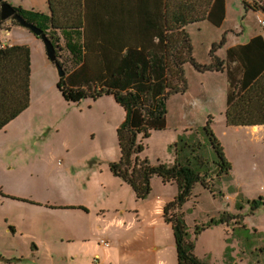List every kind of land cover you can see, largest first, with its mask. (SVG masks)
Returning <instances> with one entry per match:
<instances>
[{
    "label": "rangeland",
    "instance_id": "obj_1",
    "mask_svg": "<svg viewBox=\"0 0 264 264\" xmlns=\"http://www.w3.org/2000/svg\"><path fill=\"white\" fill-rule=\"evenodd\" d=\"M4 1L22 13L46 6V0ZM236 2L229 0L228 25L239 21ZM259 6L264 8V1ZM40 13L49 20L46 12ZM47 26L45 33L54 37L58 61L65 72L72 70L77 59L65 44L77 36H64ZM250 26L247 34L256 28L252 22ZM8 29L7 42L30 48L38 82L29 108L0 133L4 194H0V264H81L94 253L107 252L99 244L103 240L114 246L107 257L149 251L174 255L171 224L165 223L163 210L174 200L177 183L154 176L151 191L139 200L131 186L111 172L110 165L120 158L117 129L124 121V109L112 95L66 101L56 86L58 71L42 38L0 18L1 41ZM193 30L192 55L207 65L212 49L217 51L226 41V30L189 29ZM186 66L188 88L168 97L166 129L143 140L146 148L141 156L151 163L173 164L178 150L186 147L183 144H193L178 160L193 158L200 180L182 206L167 209L166 218L183 216L188 242H196L195 255L209 264H264V127L254 135L247 126H226L223 81L204 77V71L191 63ZM206 125L231 164L227 175L217 168ZM44 202L87 210L35 205ZM212 219L218 223L211 224ZM203 224L210 226L197 240L194 229Z\"/></svg>",
    "mask_w": 264,
    "mask_h": 264
},
{
    "label": "trees",
    "instance_id": "obj_2",
    "mask_svg": "<svg viewBox=\"0 0 264 264\" xmlns=\"http://www.w3.org/2000/svg\"><path fill=\"white\" fill-rule=\"evenodd\" d=\"M47 5L49 20L40 12L17 11L44 32L49 23L53 31L77 36L75 42L70 38L65 44L77 61L75 68L56 82L61 95L68 102L96 100L103 95L114 97L124 109L125 118L117 129L120 158L110 165L111 172L129 184L139 200L151 191L154 176L163 182L175 181L178 192L163 211L165 221L172 227L177 264H209L194 254L195 243L188 242L183 216L166 218L167 209L182 206L200 180L193 158L178 160L183 149L193 144L184 143L186 147L178 150L173 164L151 163L141 154L146 148L143 140L154 131L166 129L168 97L188 88L183 65L190 62L201 71L222 68L214 48L210 64L196 61L186 27L204 20L220 26L225 17V0H47ZM48 37L56 46L54 37ZM226 68V126L264 125V38L258 35L243 45L230 47ZM30 78V48L1 47L0 130L29 107ZM205 132L218 158L217 168L227 175L231 164L218 138L209 125ZM0 194L4 196L1 191ZM63 208L87 210L73 205ZM217 223L212 219L211 224ZM209 226H196L195 237Z\"/></svg>",
    "mask_w": 264,
    "mask_h": 264
},
{
    "label": "crops",
    "instance_id": "obj_3",
    "mask_svg": "<svg viewBox=\"0 0 264 264\" xmlns=\"http://www.w3.org/2000/svg\"><path fill=\"white\" fill-rule=\"evenodd\" d=\"M236 1L237 2L235 4L236 5L235 12L239 16V21L235 22L234 24L228 25V19H229L228 15H229L230 6H229V0H225V17H224L222 23L220 24V26H215L210 21L204 20V21H200L197 23L190 24L186 27V30L189 32L190 38H191L192 54H193L192 38L194 36L195 31L194 30L189 31V29L191 27H194L198 31H202L206 27H212L214 29H217L218 31L226 30V33H227L226 41L223 42L222 44H220L219 49L217 51H215L216 57L220 61L223 62L222 68L220 70H206L203 72L205 74L204 77H208L211 79H221L224 83V96H223V98H224V119H225V109H226V93H227V87H228V73H227V68H226L227 50L230 47L235 46V45H243V44L247 43L249 39H251L252 37L258 36V35H261L264 38V26H262L259 22H258L259 23V25H258L257 22L255 21V19L258 21L259 18L264 19V9H263V7L259 6V5H261V2H263L264 0H245L247 3H249L248 1L252 2L249 4L256 6L255 9L253 7L246 6L244 0H236ZM33 8L36 9V7H33ZM36 10H37V12L43 11V12H46L47 14H49L47 0H46V6L44 8H37ZM250 16L253 17V20H249ZM250 22H252V25H256V28H254L250 34H247V31L250 28H252V26H250ZM0 32L2 33L1 30H0ZM5 32L6 33L3 34L5 37V41H1V39H0V48L4 47L6 45H15V43H13V42H10V41L7 42L6 41V39L9 38V34H10L9 29L6 30ZM70 56L72 57V55H70ZM189 63L190 62H186L183 65L184 66V73H186V71H187L186 64H189ZM208 63L209 64L211 63V55H209V62ZM37 82H38V78H36V76L34 74L33 64L31 62V78H30V97H31V99H32V92L34 90H36ZM17 118H15V119H17ZM14 120H12L8 125H10ZM8 125H6L2 130H0V133L3 132L8 127ZM261 126L264 127V125H259V127H261ZM35 205H39V206H42L45 208H50V209H80V208H63L64 206L60 208V205L54 207L50 204H47L46 202L37 203ZM62 205L68 206L66 204H62ZM165 223H167V222L165 221ZM10 230L11 231L13 230L12 232H15L13 227H11ZM171 230H172V227H171ZM172 234H173V231H172ZM200 236H201V233L197 236V240ZM173 238H174V235H173ZM67 241H71V240H67ZM105 242H107V241H105ZM107 243H108L107 245H104L103 243L99 242V244H102L106 247V248L105 247L103 248V250L107 251L105 254L102 253L103 257H101L102 256L101 253H94V255H93V257H91V259L82 260L81 264H86L85 261L87 262V264H177V252H175L176 256H175V254L171 255V256H167L165 254L164 255L158 254L157 251H154V253L149 251L147 254H144V255H135V256L123 255L120 257H118V255L117 256L109 255V257H107V253L109 254V252L114 251L113 250L114 246H112L111 243H109V242H107ZM174 244H175V239H174ZM195 244H196V242H195ZM175 250H176V248H175ZM194 252H195V249H194ZM173 256H175L174 257L175 259L172 258ZM201 260H204V259H201ZM72 261H74V259H72ZM204 261H206V260H204Z\"/></svg>",
    "mask_w": 264,
    "mask_h": 264
},
{
    "label": "water",
    "instance_id": "obj_4",
    "mask_svg": "<svg viewBox=\"0 0 264 264\" xmlns=\"http://www.w3.org/2000/svg\"><path fill=\"white\" fill-rule=\"evenodd\" d=\"M0 18L2 20L9 19L10 21H14L16 22V24L20 25L23 28L29 29L36 36L42 38L47 56L51 60V62L55 64L58 71V76H65L66 72L57 59V50L54 44L52 43L51 39L47 36V34L43 31L41 27L37 26L35 23L27 21L11 4L4 0H0Z\"/></svg>",
    "mask_w": 264,
    "mask_h": 264
},
{
    "label": "bare ground",
    "instance_id": "obj_5",
    "mask_svg": "<svg viewBox=\"0 0 264 264\" xmlns=\"http://www.w3.org/2000/svg\"><path fill=\"white\" fill-rule=\"evenodd\" d=\"M248 127H250V129L254 135H256L260 131H263V126H261V127H259V126H248ZM237 194H238V192H237Z\"/></svg>",
    "mask_w": 264,
    "mask_h": 264
},
{
    "label": "built area",
    "instance_id": "obj_6",
    "mask_svg": "<svg viewBox=\"0 0 264 264\" xmlns=\"http://www.w3.org/2000/svg\"><path fill=\"white\" fill-rule=\"evenodd\" d=\"M258 22H259L262 26H264V19L259 18V19H258ZM101 243H103L104 245H107V244H108V243L105 242V241H101Z\"/></svg>",
    "mask_w": 264,
    "mask_h": 264
}]
</instances>
